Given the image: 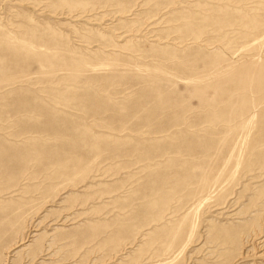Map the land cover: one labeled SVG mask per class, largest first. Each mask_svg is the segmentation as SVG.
<instances>
[{"label": "rangeland", "instance_id": "374dc122", "mask_svg": "<svg viewBox=\"0 0 264 264\" xmlns=\"http://www.w3.org/2000/svg\"><path fill=\"white\" fill-rule=\"evenodd\" d=\"M0 264H264V0H0Z\"/></svg>", "mask_w": 264, "mask_h": 264}]
</instances>
